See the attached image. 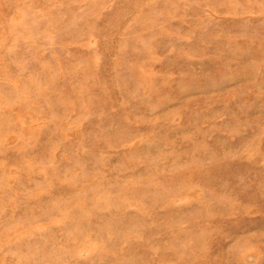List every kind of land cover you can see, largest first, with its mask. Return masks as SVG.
Wrapping results in <instances>:
<instances>
[{
	"label": "rangeland",
	"instance_id": "rangeland-1",
	"mask_svg": "<svg viewBox=\"0 0 264 264\" xmlns=\"http://www.w3.org/2000/svg\"><path fill=\"white\" fill-rule=\"evenodd\" d=\"M0 264H264V0H0Z\"/></svg>",
	"mask_w": 264,
	"mask_h": 264
}]
</instances>
